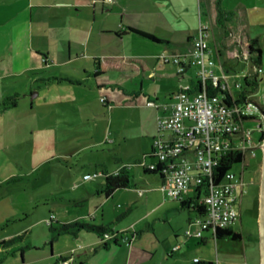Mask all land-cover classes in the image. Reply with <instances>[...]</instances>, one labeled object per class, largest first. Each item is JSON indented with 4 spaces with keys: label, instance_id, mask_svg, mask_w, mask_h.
Here are the masks:
<instances>
[{
    "label": "rangeland",
    "instance_id": "obj_1",
    "mask_svg": "<svg viewBox=\"0 0 264 264\" xmlns=\"http://www.w3.org/2000/svg\"><path fill=\"white\" fill-rule=\"evenodd\" d=\"M163 1L165 13L174 15L176 33L186 25L193 28L196 24L197 30L202 24L211 25L205 0ZM219 3L231 13L227 15L229 21L235 19V30L230 41L220 25L213 26L209 41L214 45L216 39V43L223 47L221 56L217 52L215 54L216 62L228 63L226 70L230 88L234 97L239 99L246 89L245 73L255 71L254 62L257 59V53L249 54L246 27L254 49L258 46L263 48L261 65L264 68V0H219ZM150 6L159 10L157 4ZM6 7L1 3L0 12ZM92 19L90 12V21ZM0 22H3L1 13ZM152 22L155 26L154 19ZM167 32L171 34L173 30L167 29ZM129 37L142 39L134 34ZM129 39L120 42L123 49L119 50L135 55L148 54V48L129 42ZM19 42L21 50L24 43ZM222 42L228 45L222 46ZM165 45L151 43L150 49L157 48L155 50L159 55L165 51L173 54L181 50L173 44ZM159 55L147 59L154 72L164 67ZM246 55L248 59L244 57ZM82 60L87 62V59ZM35 64L42 66L36 71L26 69ZM166 66L173 75L165 78L157 75L145 79L144 75L109 73L80 83L65 81L58 93L39 96L38 92H45L48 82L58 83L51 76H60L64 67L46 64L44 59L41 62L36 53L30 54L24 49L6 52L0 39V98L13 94L15 90L21 93L17 107L0 112V241L21 237L10 247L0 250V264H59L61 256L71 260V264L81 261L90 264L88 259L96 248L97 239H100L98 234L81 229L78 236L82 248H77L72 233H60L46 224L52 213L57 215L54 227H59L58 221L79 220L98 226L110 225L114 232L123 233V236L119 234L123 246L111 264H134L133 259L132 262L128 259V249L132 245L129 239L135 240L134 255L141 256L137 264H183V252L193 262L195 256L209 249L207 244L192 240L200 239L195 235L187 236V231L195 232L199 227L195 214L186 207L181 208L179 199L167 195L159 176L143 171L144 159L147 163L158 160L157 157H148L154 140L151 135L154 125L148 112L130 106L132 104L119 103L120 94L132 98L130 100L134 103L132 90L141 89L142 81L145 86L150 84L152 90L156 87L171 92L177 90L180 82L185 83V80L178 74L176 64L168 63ZM193 69L190 70L192 74ZM80 72L77 78L85 76L83 71ZM219 73L222 74L221 70ZM237 81L242 82L241 87L236 85ZM258 83L255 90L248 88L245 95L252 94L255 102L264 105V71L259 72ZM105 92L114 95L109 106L103 103ZM140 96L149 101L144 92ZM255 116L262 119L260 111H256ZM258 119L246 122L247 127L254 129L255 141H259L262 135ZM155 130L158 134L156 138H160L163 132H166V138L172 134L171 130L162 131L157 125ZM246 164V186L237 204L240 218L235 224L236 229L242 232V239L216 238L221 239L220 246L216 244V259L218 254L220 258V263L216 260V264H262L263 261V149L258 147L255 156H247ZM121 168L129 171L131 185L120 188L113 196H105L101 193L105 184L102 171L117 173ZM242 169L241 162L232 168L237 173ZM88 172L94 176L84 180V174ZM189 194H195L194 187L189 189ZM190 215L194 218L192 223ZM180 223L185 225L180 231L183 232L181 237L191 241L184 246V251L175 250L172 255L168 247L170 239L176 238L175 228Z\"/></svg>",
    "mask_w": 264,
    "mask_h": 264
},
{
    "label": "crops",
    "instance_id": "obj_2",
    "mask_svg": "<svg viewBox=\"0 0 264 264\" xmlns=\"http://www.w3.org/2000/svg\"><path fill=\"white\" fill-rule=\"evenodd\" d=\"M205 2L207 6L209 21L211 24L210 26L208 24L206 25H208L210 33V30L213 26L216 27V25H219L217 22L219 10H223L224 12L225 10L223 9L221 3H219V0H205ZM1 3L7 6L6 8H4V11L0 12L3 17V22H0V39L3 41L4 51L19 52L24 49L30 54L36 53V55L41 57V62L44 59L46 64H53L58 67H64L60 72L61 75L58 77H70L79 81H68L70 83H80L81 81H85L90 77H97L93 74L96 66L95 59L101 56L124 55L140 57L144 59L148 64L150 71L145 74L141 72L134 75H144L142 77H144L145 79L150 77L155 78L157 75H160L161 78L171 76L173 75V73L171 72V69L166 66L168 63L163 62L164 67L162 69H159L158 72L152 71L151 64L147 59H150L151 57H157V55L159 54L158 51L155 50L157 48L153 47L152 49H150L151 43H165L167 44L165 45V47L171 46L173 44L180 47L182 50L188 45V37L196 36L199 31V29L197 30V25L195 24L193 28H190L188 25H186V28L178 29L176 33V27L173 19L174 15L165 13L166 10H163V0H113L112 2H108L106 0H0V5ZM156 4L158 5L159 10H157L154 6V9L150 6ZM109 5L111 6L110 9L108 8ZM147 6L149 7V9L147 8ZM90 12L93 15V19L91 21ZM228 18L230 20V17ZM153 19L155 20V26H153ZM229 20L226 22V28L229 30V34H226L225 29L221 25L220 26L224 30V36L231 41V35L235 30L233 26V21L235 19H233L232 21ZM128 27H135L146 32H150L160 39H167L168 42H166L167 40L156 42L140 34L130 32ZM167 29H172L173 32H171V34H168ZM246 29L247 27L245 28V35L247 37L246 41L249 45L250 41ZM132 34H134V36H137V38L140 37L142 39H132L133 37H129ZM127 38H130L129 42H135L138 45L148 48V54L135 55L128 54V52H124V50H119V48H121L122 46V43L120 42ZM19 41H23L24 43V47L22 46L23 49L21 50L20 46L22 44H20ZM214 42V45L210 43V45L212 46V56L215 57L216 52L219 54V56H221L223 53V47H221V44L219 46L218 43H216V39L214 40ZM222 44V46L228 45L225 42H222ZM82 58L87 59V62L83 61ZM91 65H93L92 71H90ZM224 65L226 68L228 67L227 62H225ZM40 66L42 65L35 64L32 65V68L28 67L26 69L36 71ZM191 68H194L193 74L190 71ZM80 71H83V73H85V76L83 78H77L80 77L79 75L80 73H82ZM76 72H78L79 74H75ZM53 79L58 80L56 78ZM182 79L185 80V83L180 82L178 89L174 92L157 87L152 90L150 88V84H146L145 86V82L142 81L141 89L137 90L136 88H133L132 90V94L135 95L134 103L131 102V100H133L132 98H126L123 94L119 95V99L121 101L119 103H124V105L125 103L127 105L132 104L130 106H137L139 109H143V112H148L149 119L154 125V130L151 134L152 140L158 135L157 130H155L156 125L159 126L158 116L164 113H169V111L162 108L157 109L153 106H149L147 104L148 101L140 96L141 92H144L145 95L149 96L148 100L155 99L162 104H171L176 101V93L181 89L182 85L190 84L192 86H195L197 82V68L194 66L188 67L187 71L182 75ZM65 81L67 80H58L57 84H55L56 82H48L47 85L49 86L47 87L45 92H42V90H40L38 92V95L41 96L43 93H48L49 95L51 93H58L59 89L63 88L62 84ZM104 96L108 100L109 104L107 106H109L112 102L111 99L114 98V95H110L105 92ZM9 109L0 110V112ZM0 116H2L1 113ZM162 135L166 137V132H163ZM153 161L154 160L150 162ZM159 177L161 178L162 183L163 178L161 176ZM118 190L119 189H117L116 191ZM189 196H191V194H189L188 192L186 198ZM188 209H190L197 217V212L195 211V209ZM189 219L190 223H192V220L194 218L192 215H190ZM235 224L236 222L233 224V228L237 230ZM184 227L185 225L183 223L178 224L175 228L176 238L170 239V246L168 247V250H172H170L172 255H174L177 250H183L184 246H188V244L190 243L189 241H191V239H184L181 237V233L183 232L180 231H182ZM73 236L76 240L75 243H81L78 234L76 236ZM97 240L99 241V239ZM129 240L132 241L130 242L132 243V245L131 248L128 249V259L131 262L133 259V263L137 264L140 262L141 256L134 255L133 249L135 240ZM192 240H197L203 245L207 244L209 249L203 250L198 256H195L193 258V262L191 258L187 257L186 252H183L181 258L183 264H216V260L217 263H220L219 254L217 255L216 259V244L219 247L221 239H216V235L213 231H207L203 239ZM95 241L96 240L94 239L93 244H95ZM98 241L95 244L96 250H94L89 256L88 263L111 264L112 260L119 254L120 249L123 246L122 241L120 240L121 244L119 246L113 245L109 248H104L100 243L98 244ZM91 242H93V240ZM177 245H179V248L175 249V246ZM196 258H198V261L195 260ZM59 262L60 261L58 259V263Z\"/></svg>",
    "mask_w": 264,
    "mask_h": 264
},
{
    "label": "built area",
    "instance_id": "obj_3",
    "mask_svg": "<svg viewBox=\"0 0 264 264\" xmlns=\"http://www.w3.org/2000/svg\"><path fill=\"white\" fill-rule=\"evenodd\" d=\"M244 57L248 59L247 55ZM159 59L164 63L176 64L178 73L184 74L188 67H196L197 87L190 84L182 86L176 94V101L171 104L148 101L149 106L169 111L158 116V125L162 131L171 130L172 134L168 138L163 135L154 138L152 147L158 160L147 163L144 159L142 165L155 169L159 163H163L162 168L170 169L165 171L161 186L169 197L186 199L191 187L195 188V192L198 187L205 189L202 202L207 208L206 212L196 217L198 229L195 232L187 231L188 237L195 235L203 239L207 231L216 233L218 228L227 227L240 218L237 204L241 201L245 186L246 158L255 156L257 148H262L264 144V140H254V129L247 127L246 122L258 119L255 112L260 111L261 105L251 98L252 94L240 100L234 97L228 81V70L212 56L206 24L200 26L186 48L173 54L163 53ZM263 71L262 65L255 64V71L245 73V77ZM207 83L220 88L223 94H210ZM236 85L241 87L242 82L237 81ZM258 120V129L264 130V117ZM230 152H241L245 156L242 172L229 170L223 180L215 183V168L223 155ZM93 176L85 174L84 179ZM111 238L107 234L104 239ZM195 260L198 261V258ZM61 263L70 264V260L64 259Z\"/></svg>",
    "mask_w": 264,
    "mask_h": 264
},
{
    "label": "trees",
    "instance_id": "obj_4",
    "mask_svg": "<svg viewBox=\"0 0 264 264\" xmlns=\"http://www.w3.org/2000/svg\"><path fill=\"white\" fill-rule=\"evenodd\" d=\"M228 14H231V13L227 11L224 12L223 10L222 11L219 10V15H218V20H217L218 24L225 28L226 34H229V30L226 28V22L229 20L228 18L229 16L227 17ZM128 29L130 32L140 34L156 42L165 41V40L159 39L158 37H156L154 34L150 32H146L144 30H141L135 27H128ZM194 37L195 36H189L187 43H190ZM254 42L257 43L258 40H254ZM253 52L257 53V59L255 60L254 64L261 65V56L263 53V48L261 46H258V48L255 50L252 43H250L249 54H252ZM222 63L225 64V62H222ZM95 64H96L95 71L93 73L95 76H99V75L106 74V73H120L124 75H134L136 73H141V72L145 74L150 71L148 64L145 62L144 59L140 57H132V56H124V55L101 56L95 59ZM178 74L183 75V73H178ZM53 78H56L58 80H67L70 82H79L76 79H72L70 77H64V76L63 77L53 76ZM244 84L246 86V89L241 95L242 99L246 97L245 93L248 88L255 90L258 87L259 85L258 75L255 74L252 77H245ZM195 87H197V85H195ZM207 89L210 94H219V95L223 94L222 90L220 88H216L212 83H207ZM20 95L21 93L16 91L11 95H7L5 97L0 98V110L17 107L19 104ZM241 98H239V100ZM229 99H227V102H230L231 99L230 100ZM103 102L105 103V105L109 104L106 98L103 99ZM261 106L264 107V105H261ZM261 131H262V135L259 140L263 141L264 140V130H261ZM148 157L149 158L156 157L153 150L151 153L148 154ZM244 159H245V156L241 152H236V153L230 152V153L223 155L219 164L215 168V173L213 175L214 182L217 183L223 180L225 174L229 170H232L233 166L236 163H240V162L242 163ZM162 165L163 163H159L155 169H150L147 166H143V165L142 166H143L144 173L157 174L163 178L165 171L168 172L170 169L168 167L162 168ZM103 175L105 176V184L103 185L101 193L107 197L113 196V193L117 189L129 187L131 185V179H130L129 171L127 169L121 168L119 169L117 173L104 171ZM84 180H90V179H84ZM205 193L206 191L205 189H203V187L202 189L198 187L194 195H191L187 197L186 199H180L182 207L193 208L197 212V215H200V216L204 215L207 208L205 204L202 202V198ZM56 219H57V215L55 213H52L51 219L48 220L46 223L52 230H58L60 233L61 232L72 233L73 235L76 236L81 229H86L89 231L96 232L98 234V237L100 238L99 240L101 241V245L104 248H109L113 245L119 246L121 244L119 234L123 236V233L114 232V230L111 228L110 225L98 226L94 223H86L85 221L74 220L71 222L58 221V223H60L59 227H54L53 223H54V220ZM233 224H229L227 227H224V228H218L215 233L216 238L229 237L233 240L242 239V232L235 230L233 228ZM107 234L111 235L112 238L104 239ZM19 238L21 237L3 239L2 241H0V250L10 247ZM78 244H80V246H78ZM76 247L82 248L81 243L76 242ZM64 259H67V258L61 256V260L59 263L62 264L61 262ZM83 263L84 262L81 261L79 264H83ZM70 264H71V260H70Z\"/></svg>",
    "mask_w": 264,
    "mask_h": 264
},
{
    "label": "water",
    "instance_id": "obj_5",
    "mask_svg": "<svg viewBox=\"0 0 264 264\" xmlns=\"http://www.w3.org/2000/svg\"><path fill=\"white\" fill-rule=\"evenodd\" d=\"M261 115L264 117V107L260 106ZM264 151V144L262 145ZM261 244H262V254L264 264V168H263V177H262V189H261Z\"/></svg>",
    "mask_w": 264,
    "mask_h": 264
},
{
    "label": "flooded vegetation",
    "instance_id": "obj_6",
    "mask_svg": "<svg viewBox=\"0 0 264 264\" xmlns=\"http://www.w3.org/2000/svg\"><path fill=\"white\" fill-rule=\"evenodd\" d=\"M245 186H246V183H245ZM245 186H244V189H243V192H242V195H241V199H242V196H243L244 191H245Z\"/></svg>",
    "mask_w": 264,
    "mask_h": 264
}]
</instances>
